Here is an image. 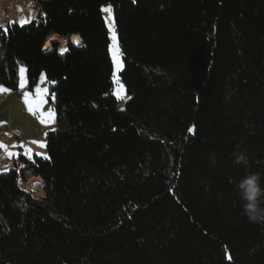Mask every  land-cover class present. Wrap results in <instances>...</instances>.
Listing matches in <instances>:
<instances>
[{"label": "trees", "instance_id": "obj_1", "mask_svg": "<svg viewBox=\"0 0 264 264\" xmlns=\"http://www.w3.org/2000/svg\"><path fill=\"white\" fill-rule=\"evenodd\" d=\"M34 1L0 28V85L44 73L55 128L46 157L0 173V264H264L235 191L264 184V0Z\"/></svg>", "mask_w": 264, "mask_h": 264}, {"label": "rangeland", "instance_id": "obj_2", "mask_svg": "<svg viewBox=\"0 0 264 264\" xmlns=\"http://www.w3.org/2000/svg\"><path fill=\"white\" fill-rule=\"evenodd\" d=\"M109 7L110 12L104 11ZM102 10L110 34L109 49L114 66V94L120 103L124 104L128 95L125 86L118 80L119 72L123 68V61L114 28L112 5L106 3L102 6ZM36 13L34 0H0V28L1 26L4 27L7 22L29 23ZM0 52H2L1 44ZM21 69L24 70L23 76L26 80L24 87H21ZM0 88L6 89L10 93L7 98H0V101L5 102L0 105V144L7 146L6 149L0 148V162L11 165L0 171L1 173L8 172L11 168H20L22 155L28 157H33L35 154L41 157L47 156L45 137L48 131L55 128L56 116L54 115V120L51 122H41L42 117L47 120V113L53 110L50 101V98L53 97L50 94V85L47 83L44 73L40 75L37 85L32 89L28 84L26 66L21 64L19 66L18 88L13 90L4 85H0ZM37 89L41 91L47 89V93L43 95L44 102L36 108L35 112H30L28 104L25 103V94H29L28 99L35 105L41 99V96L37 95ZM41 144L44 147H41ZM8 152L14 155L9 156ZM24 186L32 190L37 198L44 195L42 182L35 176H29Z\"/></svg>", "mask_w": 264, "mask_h": 264}, {"label": "clouds", "instance_id": "obj_3", "mask_svg": "<svg viewBox=\"0 0 264 264\" xmlns=\"http://www.w3.org/2000/svg\"><path fill=\"white\" fill-rule=\"evenodd\" d=\"M236 165L247 168L248 160L243 153L235 156ZM235 191L243 202V213L250 223L264 224V184L259 173L248 172L235 181Z\"/></svg>", "mask_w": 264, "mask_h": 264}, {"label": "snow or ice", "instance_id": "obj_4", "mask_svg": "<svg viewBox=\"0 0 264 264\" xmlns=\"http://www.w3.org/2000/svg\"><path fill=\"white\" fill-rule=\"evenodd\" d=\"M104 11H107V12H110L111 11V9H110V7L109 8H106V9H104ZM23 72H24V70L23 69H21V87H24V85L26 84V80H25V78H24V76H23ZM0 91H7L6 89H3V88H0ZM47 93V89H43L42 91L40 90V89H37V95H40L41 96V99H40V101L39 102H37L35 105L32 103V102H30V100L28 99V95L29 94H25V103L26 104H28V110L30 111V112H35V110H36V108H38L39 106H40V104H42L44 101H43V95L44 94H46ZM54 115H55V113H54V110H50L48 113H47V120H45L43 117H42V119H41V122L42 123H45V122H51V121H53L54 120ZM189 131L191 132V131H193L192 129H189ZM41 147H44V145L43 144H41ZM0 148H7V146L6 145H3V144H0ZM30 151V150H29ZM8 155L9 156H12V155H14L13 153H11V152H8Z\"/></svg>", "mask_w": 264, "mask_h": 264}, {"label": "crops", "instance_id": "obj_5", "mask_svg": "<svg viewBox=\"0 0 264 264\" xmlns=\"http://www.w3.org/2000/svg\"><path fill=\"white\" fill-rule=\"evenodd\" d=\"M13 21V20H12ZM8 23V22H7ZM5 25H7V24H5ZM2 27V26H1ZM1 92V91H0ZM5 102H3V101H0V105H3ZM6 157V156H5ZM11 161V160H10ZM12 162V161H11ZM11 165H10V163H1L0 162V171H2V170H5V169H7L8 167H10Z\"/></svg>", "mask_w": 264, "mask_h": 264}, {"label": "built area", "instance_id": "obj_6", "mask_svg": "<svg viewBox=\"0 0 264 264\" xmlns=\"http://www.w3.org/2000/svg\"><path fill=\"white\" fill-rule=\"evenodd\" d=\"M9 92L7 91H2L0 92V98H7L9 96ZM21 97V96H20Z\"/></svg>", "mask_w": 264, "mask_h": 264}, {"label": "bare ground", "instance_id": "obj_7", "mask_svg": "<svg viewBox=\"0 0 264 264\" xmlns=\"http://www.w3.org/2000/svg\"><path fill=\"white\" fill-rule=\"evenodd\" d=\"M54 38H55V37H54ZM73 38H74V41H77V42L80 41V37H79L78 35H74ZM50 42H51V41L49 40V41L47 42V45H50Z\"/></svg>", "mask_w": 264, "mask_h": 264}, {"label": "water", "instance_id": "obj_8", "mask_svg": "<svg viewBox=\"0 0 264 264\" xmlns=\"http://www.w3.org/2000/svg\"><path fill=\"white\" fill-rule=\"evenodd\" d=\"M70 41H74V38L72 37V38L70 39Z\"/></svg>", "mask_w": 264, "mask_h": 264}]
</instances>
